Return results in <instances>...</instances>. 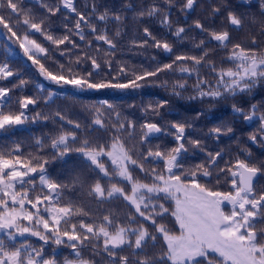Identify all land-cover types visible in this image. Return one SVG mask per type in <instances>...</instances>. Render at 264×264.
<instances>
[{"label":"snow or ice","instance_id":"snow-or-ice-1","mask_svg":"<svg viewBox=\"0 0 264 264\" xmlns=\"http://www.w3.org/2000/svg\"><path fill=\"white\" fill-rule=\"evenodd\" d=\"M0 37V264H264V0H0Z\"/></svg>","mask_w":264,"mask_h":264},{"label":"trees","instance_id":"trees-1","mask_svg":"<svg viewBox=\"0 0 264 264\" xmlns=\"http://www.w3.org/2000/svg\"><path fill=\"white\" fill-rule=\"evenodd\" d=\"M3 54H4V52H0V55H3ZM117 55L119 56L120 53H117ZM125 55L129 56L131 58V60H134L137 62L141 59V57L132 56L131 54L126 53ZM9 59H11L17 63H23V57L19 52H16V56L14 58L9 57ZM98 95L101 98H105L107 96L114 97V98H116L117 103H120L122 100L123 101L122 107L125 109V111H133L132 109H129L128 105L131 103H135L137 106L135 109V113L137 116L140 115L139 107H140L141 102L146 104L152 100L159 98L158 97V87H150L147 89H142L139 92H135V93H125V94H118V93L95 94V93H92V94H89V96H91V97H97ZM63 102L68 103V104L71 103L70 100H64ZM22 132H24L26 135L27 129L22 130ZM35 134L38 135L39 133L37 132ZM12 139H15V137H13ZM9 142H10V140H7V139H5V137L0 136V145H3L5 143H9Z\"/></svg>","mask_w":264,"mask_h":264},{"label":"flooded vegetation","instance_id":"flooded-vegetation-1","mask_svg":"<svg viewBox=\"0 0 264 264\" xmlns=\"http://www.w3.org/2000/svg\"><path fill=\"white\" fill-rule=\"evenodd\" d=\"M3 38V37H2ZM0 52H4V50L2 49V48H0ZM165 95V93L160 89V88H158V97H161V96H164ZM253 129H252V127L250 126L249 128H248V131H252ZM234 146V145H233ZM259 149L258 148H256L255 149V152L256 153H259Z\"/></svg>","mask_w":264,"mask_h":264},{"label":"rangeland","instance_id":"rangeland-1","mask_svg":"<svg viewBox=\"0 0 264 264\" xmlns=\"http://www.w3.org/2000/svg\"><path fill=\"white\" fill-rule=\"evenodd\" d=\"M0 40H3V38L2 37H0ZM15 51V56H16V52H19V50L18 49H16V50H14ZM14 55L13 56H10V57H15Z\"/></svg>","mask_w":264,"mask_h":264}]
</instances>
